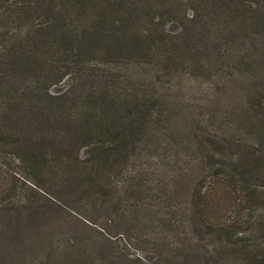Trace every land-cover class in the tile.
I'll return each mask as SVG.
<instances>
[{"label": "rangeland", "instance_id": "obj_1", "mask_svg": "<svg viewBox=\"0 0 264 264\" xmlns=\"http://www.w3.org/2000/svg\"><path fill=\"white\" fill-rule=\"evenodd\" d=\"M192 1L177 0L169 7L182 17L199 16L188 35L182 31L187 21L176 23L174 15L162 13L167 30L182 35L173 44L175 58L168 42L146 38L132 61L121 68L108 65L117 68L109 75L150 84L164 102L165 117L149 139L138 143L128 175L116 178L106 199L76 185L75 174L65 167L72 164H35L27 157L17 137L27 144L43 137L69 139L82 100L71 75L58 82L52 77L56 70L41 73L32 60L26 63L28 53L6 51L11 43H26L22 39L30 26L0 39V264L238 262L195 218V192L200 184L213 186L218 158L240 156L259 141L247 96L263 90L255 76L264 73V0H218L213 7ZM104 19L112 25L115 20ZM15 54L24 59L17 61L18 69ZM248 83L260 89L251 90L254 85ZM50 95L60 96L58 108ZM212 134L222 148L201 143ZM65 147L79 159L73 166L89 156V146L81 142ZM255 181L264 191V176ZM226 218L239 221L231 213Z\"/></svg>", "mask_w": 264, "mask_h": 264}, {"label": "trees", "instance_id": "obj_2", "mask_svg": "<svg viewBox=\"0 0 264 264\" xmlns=\"http://www.w3.org/2000/svg\"><path fill=\"white\" fill-rule=\"evenodd\" d=\"M156 1L0 0V39L17 35L16 30H21L23 25L32 30L22 39L26 43H11V47H5L6 51L28 53L26 63L32 60L41 73L56 70L52 77L58 76V82L71 75L79 91L77 99L82 100L77 117L83 118L79 121L75 118L77 127L70 132L69 139L58 141L43 137L29 144L25 138L17 139L25 146L24 151L33 163L72 164L65 167L75 174L76 185L96 190L105 199L114 192L116 178L128 175L138 143L149 139L151 130H156L165 117L164 102L153 94L150 84V87L145 83L136 85L131 79L124 81L109 73H116V66L121 64V68L125 60L132 61L137 53H142L146 38L152 42L158 39L160 43L168 42L175 58L173 44L182 35L167 30L162 13L174 15L172 20L176 23L187 21L182 30L185 35L189 34L187 29L193 28L192 22L200 20L198 15L190 18L174 14L169 7L177 0L158 1L160 6ZM192 3H207L212 7L219 4L218 0H193ZM104 17L115 18L113 25ZM166 35L170 40H164ZM15 57L13 65L18 69L17 61L24 59L16 54ZM110 64L116 66H108ZM27 68L34 73L32 66ZM23 69L26 71L25 66ZM255 77L262 79L259 87L263 90L251 92L253 95L247 97L252 98L249 119L253 118L257 129V146L252 145L240 156L231 154L227 160L218 158L219 166L214 167L211 174L213 186L209 190V185L200 184L195 192V218L204 224L213 241L224 243L226 251L236 255V264H264V191L255 181L264 176V73ZM248 87L260 89L253 83H248ZM50 97L58 108L60 96ZM147 100L149 104L144 102ZM7 112L8 116L9 110L5 109L3 114ZM73 139L89 146V156L80 166H73L79 159L74 157L72 149L65 147H71ZM205 142L223 147L213 134L201 139L202 144ZM54 146L59 147V153L49 150ZM210 148L215 149L213 145ZM203 188L208 192H203ZM228 213L239 221L226 218ZM248 231L251 236L244 237ZM207 252L211 253L209 249ZM207 264L213 263L207 260Z\"/></svg>", "mask_w": 264, "mask_h": 264}]
</instances>
